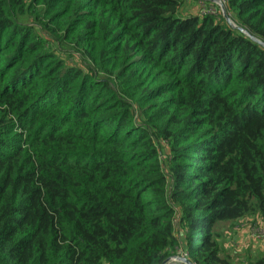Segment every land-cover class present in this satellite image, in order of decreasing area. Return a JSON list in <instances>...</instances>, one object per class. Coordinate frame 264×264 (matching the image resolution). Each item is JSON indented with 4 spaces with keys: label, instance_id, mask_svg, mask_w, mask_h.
<instances>
[{
    "label": "trees",
    "instance_id": "1",
    "mask_svg": "<svg viewBox=\"0 0 264 264\" xmlns=\"http://www.w3.org/2000/svg\"><path fill=\"white\" fill-rule=\"evenodd\" d=\"M220 1L0 0V264H264L216 232L264 220V0Z\"/></svg>",
    "mask_w": 264,
    "mask_h": 264
},
{
    "label": "rangeland",
    "instance_id": "2",
    "mask_svg": "<svg viewBox=\"0 0 264 264\" xmlns=\"http://www.w3.org/2000/svg\"><path fill=\"white\" fill-rule=\"evenodd\" d=\"M220 3L224 6L222 1ZM184 12L185 14H196L198 16L211 12L212 15L222 17L221 7L207 1L196 3L194 8L186 5L183 14ZM161 159L165 158L162 157ZM252 218L254 217L244 218L238 223L220 225L216 229V232L220 234L219 240L221 241L223 254L234 262L245 263L248 259L252 260L264 253V229L258 227L250 229ZM258 225L263 226L264 224L259 222ZM180 255L181 252L175 258H185Z\"/></svg>",
    "mask_w": 264,
    "mask_h": 264
},
{
    "label": "water",
    "instance_id": "3",
    "mask_svg": "<svg viewBox=\"0 0 264 264\" xmlns=\"http://www.w3.org/2000/svg\"><path fill=\"white\" fill-rule=\"evenodd\" d=\"M199 1H207V2H211L213 4H216V5H219L221 7V12H222V17L224 18V20L229 24L231 25L232 27L234 28H237L236 25L234 24V22L230 19V17L227 15V12H226V9L225 7L220 3V0H199ZM243 33H245L243 30H241ZM252 40L254 39L253 37H251ZM255 40V39H254ZM256 41V40H255ZM259 42V41H257ZM173 260H176V261H179V262H182V263H185V264H190L188 262L187 259L185 258H172ZM169 262V260H168ZM167 263V262H166ZM165 263V264H166Z\"/></svg>",
    "mask_w": 264,
    "mask_h": 264
},
{
    "label": "built area",
    "instance_id": "4",
    "mask_svg": "<svg viewBox=\"0 0 264 264\" xmlns=\"http://www.w3.org/2000/svg\"><path fill=\"white\" fill-rule=\"evenodd\" d=\"M205 14H211V12H209V13L206 12ZM251 222H252V225H251V228L250 229H252V227H258V228L264 229V225L263 226H259L258 225L259 222H261L262 224H264V220L254 217V218L251 219Z\"/></svg>",
    "mask_w": 264,
    "mask_h": 264
}]
</instances>
